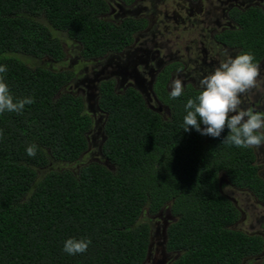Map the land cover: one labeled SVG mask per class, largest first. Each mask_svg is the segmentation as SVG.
I'll return each instance as SVG.
<instances>
[{"label": "trees", "instance_id": "16d2710c", "mask_svg": "<svg viewBox=\"0 0 264 264\" xmlns=\"http://www.w3.org/2000/svg\"><path fill=\"white\" fill-rule=\"evenodd\" d=\"M109 1L0 0V65L7 68L0 76L14 98L34 101L22 114H0V264H143L153 234L144 213L173 216L166 247L180 254L172 264H240L258 255L263 239L232 228L239 212L219 185L223 170L264 196L254 150L222 143L227 128L218 138L183 130L187 100L199 91L172 99L162 86L159 98L171 110L164 119L138 90L117 93L114 80L101 82L106 163H81L97 123L84 98L66 91L75 73L28 61H63L59 32L79 44L85 59L127 48L146 23L113 21ZM234 19L236 29L219 39L258 64L264 10L235 9ZM29 145L36 146L34 157ZM69 238L91 244L69 255L63 251Z\"/></svg>", "mask_w": 264, "mask_h": 264}, {"label": "flooded vegetation", "instance_id": "af4514ba", "mask_svg": "<svg viewBox=\"0 0 264 264\" xmlns=\"http://www.w3.org/2000/svg\"><path fill=\"white\" fill-rule=\"evenodd\" d=\"M114 1L118 2V4L122 3L126 7L131 6L134 2V0H131L130 2H125L123 0H111V2L109 1L110 10L112 2ZM190 1L198 2L199 0ZM255 6L261 7L264 10V4H262V0H222L219 6L214 5L213 8L215 7V9L212 12L214 18L213 21L216 19L217 21L216 26H214L213 28L212 36L209 40L212 46V51L206 48L205 41H200L198 43L194 42L195 48H193V57H170L168 61H165V59L158 57L159 55L152 52L155 46L163 47L165 46L164 44H161L157 41H153L154 43L151 46L147 41L148 39L146 40L147 42L144 41L139 43V41H137V36L142 35V33L146 30V36L163 34L161 29L158 27V23L156 22L152 24L151 20L144 16L136 18L133 16L131 11V13H127V15L122 19L114 21L120 23L126 17H134L138 20H144L146 24L142 29H140L134 34L133 41L127 48L117 53L108 54L101 58L104 59L106 57H109L112 58V60L114 58H116V60L118 59L117 61H115L116 68L113 70V72L110 71L108 67H105L107 68L106 71L104 70L103 72H99V74L95 75L92 79L84 78L83 80H78L77 82L81 81L82 84L86 85L87 88H90L91 86L90 84H86V82L93 84L96 83L93 90L97 94V99L99 96L100 83L105 80H114V90L117 93H125L127 90L136 89L142 94L147 106L150 109L161 114L164 119H167V117H164L163 115V110H167V112H169L170 114L171 110L170 107L159 98V89L163 86L164 90L170 93L172 82L177 79V77H179L180 79L181 75H183L187 77V79L183 81L184 92L190 89H195L196 91H199V81L204 76L213 72L222 61L228 59L229 57L235 58L239 54L238 48L226 45L218 37L220 33L228 29H236L237 24L234 19L235 9L246 11L249 8ZM192 24L195 25L196 21H194ZM149 30L151 31L149 32ZM214 45H216L217 49L214 47ZM171 55L172 53L170 51L169 56ZM95 59L98 58L85 60ZM258 65L260 69V75L257 77V81H259L258 83L260 85L259 87L255 86L247 93L242 94L241 107L243 109L252 108L255 111L264 112V58L258 63ZM105 72L107 73V75L104 74ZM127 79L129 80L126 81ZM164 79H166L165 82H163ZM74 81L75 80H73L72 83H74ZM79 90L80 91L78 93L85 91L84 88H81ZM91 97L92 96H90V98ZM152 102L153 104L150 105L149 103ZM101 113L103 115V112ZM203 127L205 126L203 125ZM261 131H264V129H262ZM100 134L103 141V134L101 131ZM252 148L254 150V160L252 161V165L256 168L257 176L264 183V145L258 148ZM221 175H224V178L221 177ZM223 181L226 183H224ZM228 183H230L232 187H234L235 192H232V194H236V198L232 196H226L221 191V187L227 185ZM219 185L221 194L224 195L227 199H229L239 212L238 220L232 226L236 225L240 221V219L244 218L245 220L247 218L244 210L238 206V203L243 195H246V204H244L245 208H250V210H252L251 208H253L254 210L255 206H253V204H250L251 198L256 199V204L264 206V196L261 193L257 192L252 187L237 185L233 183L226 171H220ZM253 212L254 211H252V213ZM253 216L254 213L252 214V217ZM257 221L260 220L258 219ZM157 224L158 225L156 231L153 232L151 237V248L148 252V258L144 264H172L175 259L179 257L180 253L169 251L166 247V231L167 227L169 226V221H164L163 224L158 222ZM256 236H259L263 239V249L261 253L255 256L244 257L240 264H252V260L254 259H262V262L260 264H264V236Z\"/></svg>", "mask_w": 264, "mask_h": 264}, {"label": "rangeland", "instance_id": "374dc122", "mask_svg": "<svg viewBox=\"0 0 264 264\" xmlns=\"http://www.w3.org/2000/svg\"><path fill=\"white\" fill-rule=\"evenodd\" d=\"M221 1L222 0H199L198 2H191L190 0H134L133 4L127 7L122 3L118 4V2L114 1L112 2L108 17L113 21L119 20L132 11L133 16L136 18L144 16L149 18L152 24L157 22L159 25L158 27L161 29L163 34H155V37L146 36V30L142 33V35L137 36V41L141 43L148 39L147 41L151 46L154 43L153 41L164 44L165 46L163 47L155 46L152 52L159 55L158 57L165 59V61H168L170 57H193V48H195L194 42L198 43L200 41H205L206 48L212 51V46L209 40L217 21V19L213 21L214 18L212 12L215 9L213 6H219ZM262 4H264V0H262ZM194 21H196L195 25L192 24ZM151 30H149V32ZM58 36L62 39L65 51L63 61L55 62L50 58H44L41 61L38 59H32L30 62L28 61V64L35 66L51 62V66L57 68L58 70H69L76 74L77 77H75L74 83L68 86L66 91L73 92V94L76 95H81L84 98L87 111L92 115L97 123V130L90 135L89 146L81 156V163L84 164L93 161H103L106 163L100 150V145L102 143L100 131L102 132L101 127L105 116H102V113L98 108L97 94L93 90L96 83L94 82L95 84H93L86 82V84H90L91 86L90 88H87L81 81H77L83 80L84 78L92 79L95 75L99 74V72H103L104 70L106 71L107 68L105 67H108V69L113 72L116 68L115 61L118 59L116 60V58H114L112 60V58L106 57L104 59L85 60V58L81 55L78 43L69 39L66 33L59 32ZM214 47L217 49L216 45H214ZM170 51L172 53L171 56H169ZM104 74L107 75L106 72ZM178 78L179 77H177V79ZM180 79L183 83L187 77L181 75ZM128 80L129 79L126 81ZM258 82L259 81L256 82V87H259L260 85ZM81 88H84L85 91L78 93ZM90 96L92 97L90 98ZM149 104L151 105L153 102ZM163 115L168 119L170 113L167 112V110H163ZM109 166L112 168L111 165ZM221 177L224 178V175H221ZM221 191L226 196L237 197L236 194H232V192H235V189L230 183L221 187ZM245 198L246 195L241 197L238 206L244 210L247 218L245 220L244 218L240 219V221L232 227L248 234L264 236V206L256 204V199L251 198L250 204L255 206L254 210L253 208H251L252 210H250V208H245ZM252 211H254L253 217ZM172 219L173 216L169 213H162L158 216L147 215L144 213L141 217V220L148 221L151 224L153 232L156 231L158 222L163 224L164 221H171ZM258 219L260 221H257ZM252 262V264H260L262 259H254Z\"/></svg>", "mask_w": 264, "mask_h": 264}, {"label": "clouds", "instance_id": "9594fccd", "mask_svg": "<svg viewBox=\"0 0 264 264\" xmlns=\"http://www.w3.org/2000/svg\"><path fill=\"white\" fill-rule=\"evenodd\" d=\"M6 71V66L0 65V74ZM259 75V65L249 52L222 61L213 72L199 81L198 94L187 100L183 130L194 128L201 135L218 138L227 128L229 132L222 143L242 148L264 145V131H261L264 129V112L241 107L242 94L256 86ZM183 92L181 79H175L171 84L170 97L179 98ZM33 102L31 97L14 98L8 84L0 76V114L6 111L22 114L25 106ZM201 124L205 127L202 128ZM26 153L34 157L36 146L29 145ZM90 244V240L69 238L64 243L63 251L69 255L83 254Z\"/></svg>", "mask_w": 264, "mask_h": 264}, {"label": "water", "instance_id": "95a60500", "mask_svg": "<svg viewBox=\"0 0 264 264\" xmlns=\"http://www.w3.org/2000/svg\"><path fill=\"white\" fill-rule=\"evenodd\" d=\"M164 233H165V232H164ZM151 240H152V239H151ZM150 248H151V244L149 245V250H150ZM149 250H148V252H149ZM147 258H148V254H147ZM147 258H146V260H147ZM146 260H145V261H146ZM145 261H144V263H145ZM144 263H143V264H144Z\"/></svg>", "mask_w": 264, "mask_h": 264}]
</instances>
